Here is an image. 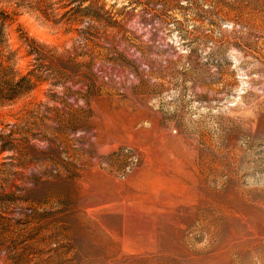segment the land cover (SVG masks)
I'll return each mask as SVG.
<instances>
[{"label":"rangeland","instance_id":"1","mask_svg":"<svg viewBox=\"0 0 264 264\" xmlns=\"http://www.w3.org/2000/svg\"><path fill=\"white\" fill-rule=\"evenodd\" d=\"M0 264H264V0H0Z\"/></svg>","mask_w":264,"mask_h":264},{"label":"built area","instance_id":"2","mask_svg":"<svg viewBox=\"0 0 264 264\" xmlns=\"http://www.w3.org/2000/svg\"><path fill=\"white\" fill-rule=\"evenodd\" d=\"M126 153H129V151H128V150H126Z\"/></svg>","mask_w":264,"mask_h":264}]
</instances>
